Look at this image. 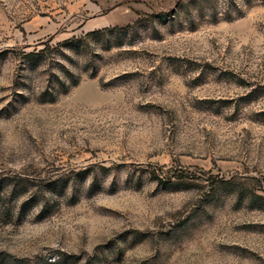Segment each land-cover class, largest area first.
Masks as SVG:
<instances>
[{
  "label": "rangeland",
  "instance_id": "obj_1",
  "mask_svg": "<svg viewBox=\"0 0 264 264\" xmlns=\"http://www.w3.org/2000/svg\"><path fill=\"white\" fill-rule=\"evenodd\" d=\"M0 264H264V0H0Z\"/></svg>",
  "mask_w": 264,
  "mask_h": 264
}]
</instances>
